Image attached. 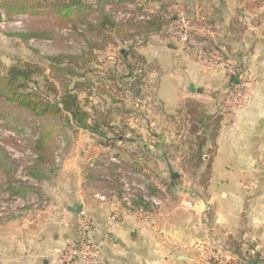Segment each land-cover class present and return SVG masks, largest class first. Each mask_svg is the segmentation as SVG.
Returning <instances> with one entry per match:
<instances>
[{
	"label": "rangeland",
	"instance_id": "1",
	"mask_svg": "<svg viewBox=\"0 0 264 264\" xmlns=\"http://www.w3.org/2000/svg\"><path fill=\"white\" fill-rule=\"evenodd\" d=\"M219 1L136 0L137 3L127 2L126 5H122V8L125 6L124 9L121 8L122 10L115 14L116 19L126 21L136 17L138 21L147 22L143 24L146 29L142 30L141 34L134 32V38H128L125 29L112 32L105 46L102 37H96V39L95 36L88 35L87 40L79 39L76 35L73 36L68 29L62 32L56 30L57 36L52 41L25 43L18 35L24 34L33 27L39 28L46 23L49 24L50 21L43 16L39 18L19 16L7 20L4 13L0 12L1 72L5 66L28 60L37 63L48 73L49 57L60 52L79 55L83 47L77 42L82 40L85 45L88 43L97 44L96 51L87 58L91 62L85 68L86 72H89V79L96 83L95 87L100 88L99 79L110 78V75L119 82L115 89L109 90L111 95H114V99L109 96L97 95L98 91L94 90L96 95L89 98L91 103L88 106L91 109L90 113H93L92 107L101 109L104 114L112 113L113 120L109 123L110 129L102 128L109 137L115 138L114 148L100 146L97 136L68 123L65 117L35 123L24 112L7 106L6 113L10 114L8 124L19 129L12 130L0 126V147L6 152L4 160L8 164L7 170L0 169V183L5 184L0 190V248L3 247V243L7 244L12 227L20 228L19 231H21L24 225H29L28 227L32 228L33 232L38 233L47 230L52 240L59 233L57 228L62 226L63 217L62 214L59 215V212L65 215L66 212L63 209H54L51 203L53 196L50 191L62 178L61 171L64 162L72 155L82 156L84 159L79 166L85 180L89 178L87 182L91 188L86 195L87 199L89 198L91 201L96 194L107 195L110 200L114 197L117 198L123 193L124 187L130 189L131 199L135 196L138 200L143 199L144 196L150 198L145 181L139 177L142 172L138 170L145 168L150 170V173L145 171L146 178L144 179L149 181V184L155 185V188L158 189V196L153 197L161 201V205L152 208L149 215H157L161 209L165 208L166 203L169 208L170 206H179L180 195L174 190L168 191L163 188L164 183L169 184V180L162 175V170L165 168L161 167L154 159L151 148L155 146L157 151H161L168 160L178 159L181 169L180 163L181 158L184 157L185 147L174 148V145L180 143L175 136L174 123H182L189 118H184V120L178 118L174 121L169 118L168 115H175L176 112L168 113L158 100V88L154 81L155 72L147 76L146 82H142V93L138 96L127 91L121 85V80L127 81L122 79L127 75H133L132 79H141L142 65L135 64L134 70H129L128 67L135 62V55L146 57L148 52L153 49L152 47L158 45L167 49H181L190 54L194 61L199 62L198 64L203 68L223 72L225 80L223 91L210 92L208 96H203V93H200V96L192 99L204 105V109L200 108L199 110L203 111L202 116H211L213 119L221 117V128L232 123L235 115L224 110L223 100L234 84L231 81L233 78H229L225 69L211 68L210 62L221 56L225 60H235L242 71L249 70V50L240 44L249 34L253 33L252 31L256 33V40L264 39V0H231L234 3L233 12L234 14L237 10L240 12L242 27H246V31H241L240 27L229 32L226 27L223 33L221 23L212 18L213 12L219 7ZM151 18L153 22L148 23ZM81 29L84 27L82 26ZM241 36L242 40L238 42L236 39ZM122 51L135 54L131 55L127 61V58L123 57ZM237 53H241V56L238 57ZM80 71L81 73L85 72L82 69ZM165 74L169 73H161L162 99H164L167 110L177 109L178 104L175 99L178 96L175 86ZM37 81L39 89L43 90V78L38 77ZM6 124V121L0 120V125L5 126ZM98 124L101 126L102 123ZM177 125L179 126V124ZM33 128L40 129V132L46 128H53L57 132L58 141L54 147V153L55 161L60 167L59 169L53 167L54 173L46 174L42 181L30 178L26 174V169L35 160L29 142L37 137L36 134L31 133ZM187 130L182 127L180 134L187 136ZM126 140L128 142H125ZM173 141L174 144H172ZM210 149V144H208L205 151ZM144 152L147 153L149 159L143 158ZM116 154H119L120 157H117ZM205 170L206 167H203L200 174ZM181 171L182 176L177 178L180 183L184 184V179L191 182L192 192L203 197L201 188L196 185L193 178L182 169ZM122 208L124 209L123 206ZM180 213L183 212L178 211V214ZM30 222L32 224H29ZM62 237L64 236L62 235Z\"/></svg>",
	"mask_w": 264,
	"mask_h": 264
},
{
	"label": "crops",
	"instance_id": "2",
	"mask_svg": "<svg viewBox=\"0 0 264 264\" xmlns=\"http://www.w3.org/2000/svg\"><path fill=\"white\" fill-rule=\"evenodd\" d=\"M233 10V1L220 0L218 9L212 14V18L221 23L222 33L230 25ZM252 32L240 44L249 50L247 73L253 79L249 99L244 109L232 113L235 115L234 121L220 130L206 197L194 194L191 182L184 179V184H181L177 179L182 176L178 159H166L154 146L151 153L159 165L165 168L162 170L160 167V170L168 178L171 191L180 195L179 206L169 205V208L166 203L157 215L145 218L128 208H121L119 229L114 235L107 236L106 223L111 208L95 198L92 201L87 199L86 194L91 186L79 166L84 159L72 155L64 162L62 178L50 191L54 209L66 212V215L59 212V215H63L62 226L58 227L61 230L57 228L59 233L52 240L47 230L38 233L33 232L29 225H24L23 231L12 227L7 244L3 243L0 248V264H61L64 239L78 235L80 216L69 211L74 205H80L82 211L90 214L95 238L104 241V256L117 264H197L196 249L202 241L219 237L226 245V238L230 235L245 242L244 252L248 244L256 245L252 254L262 251L264 39L256 40V33ZM152 48L146 58L148 62H156L160 68V72L154 75V81L158 85V100L168 113L176 109L167 110L165 107L161 96V73H169L165 75L175 86L177 104L180 99L197 98L200 89L203 96L223 91L225 80L222 71L203 68L181 49H167L161 45ZM184 203H189V207ZM178 211L183 213L178 214Z\"/></svg>",
	"mask_w": 264,
	"mask_h": 264
},
{
	"label": "trees",
	"instance_id": "3",
	"mask_svg": "<svg viewBox=\"0 0 264 264\" xmlns=\"http://www.w3.org/2000/svg\"><path fill=\"white\" fill-rule=\"evenodd\" d=\"M127 2L135 3L136 0H0V12L5 14L7 20L19 16L28 18L43 16L50 21L49 24L46 23L39 28L33 27L24 34L18 35L25 43L31 40L52 41L57 36L56 30L62 32L68 29L73 36L76 35L79 39L87 40L88 35L95 36V38L102 37L105 46L112 32L125 29L128 38H134V32L141 34L142 30L146 29L143 24L147 22L138 21L136 17L126 21L116 19L115 14L124 9L125 6L122 8V5H126ZM92 19L94 20L92 21ZM151 22H153L152 18L148 23ZM82 26L84 29H81ZM240 27L242 28L241 31H246V27H242V18L237 10L231 19L228 31H234V29ZM236 40L241 41L242 36L237 37ZM81 41L77 42L83 47L79 55L60 52L49 57L48 73L37 63L28 60L3 67V72L0 71V120L6 121L7 124L5 126L0 125L1 127L12 130L19 129L8 124L10 114L6 113V108L11 106L27 114L35 123L65 117L68 123H72L75 127L97 136L100 146L114 148L115 138L109 137L108 133L103 131L102 128L110 129L109 123L113 120L112 113L104 114L97 107H92L93 113H90L91 109L88 106L91 103L89 98L96 95L94 90L98 91L97 95L109 96L114 99V95H111L109 90L117 87L118 80L116 81L110 75V78L99 79L100 88L95 87L96 83L89 79V72H86L85 68L90 64L91 60L87 58L96 51L97 44L88 43V45H85ZM122 53L127 61L131 55L135 54L134 52L131 54L125 51H122ZM135 56V62L128 66L129 70H134V66L136 68L135 64H140L143 68V75L139 80L132 79L133 75L124 76L122 79L127 81L121 80V85L127 91L138 96L142 93V82L147 81V76L150 73H159L160 68L156 62H148L145 56ZM237 56L241 55L237 53ZM81 69L85 72L81 73ZM38 77H42L44 80L43 90L39 89ZM250 88L251 84L248 90ZM200 108L204 109V105L192 98L181 99L178 108L175 110V115L170 114L168 116L173 121L178 118L181 120L189 118L187 121H182V123H174L175 136L180 142L179 145H174V148L185 147V151L188 150L184 151V157L181 158V169L193 178L196 185L202 190L201 195L206 197L212 175V163L217 151L222 118L213 119L211 116H202L203 111L200 112ZM98 123H102L101 126ZM182 127L188 129L186 131L187 136L180 134ZM31 133L37 136L29 141L35 160L26 169V174L30 178L42 181L45 179L46 174L51 175L54 173V168L59 169L60 167L55 161L54 153V147L58 141L57 132L53 128H46L43 132H40V129L33 128ZM174 141L172 144H174ZM208 144H210L211 149L205 151ZM5 153L0 147V169L2 171L8 168V164L4 160ZM116 156L120 157L119 154H116ZM143 158L149 159L147 153L144 152ZM203 167H206V170L200 174ZM138 171L150 173V170L145 168ZM4 185V183H0V190ZM164 188L168 191L171 190L170 185L167 183H164ZM147 190L150 195L158 196V189L155 188V185L148 184ZM128 210L136 213L133 208H128ZM226 245L241 260H246L251 264H264V249L256 251L254 254L251 253L252 250H255V244L246 245L248 249L244 252L243 245H245V242L230 235L226 238Z\"/></svg>",
	"mask_w": 264,
	"mask_h": 264
},
{
	"label": "built area",
	"instance_id": "4",
	"mask_svg": "<svg viewBox=\"0 0 264 264\" xmlns=\"http://www.w3.org/2000/svg\"><path fill=\"white\" fill-rule=\"evenodd\" d=\"M210 65L212 66L211 68L225 69L229 78H233L232 82L234 84L223 100L224 110L227 113H236L244 109L249 99L248 88L253 82L252 77L247 75V72L242 71L236 61L232 59L225 60L219 56L214 61H211ZM153 144L155 145V141ZM113 161L118 163L115 159ZM141 172L139 177L145 181L147 189L149 181L144 179L146 178L145 171ZM129 192L130 189L124 187L123 193L117 196L118 199L114 197L112 200L107 195L96 194L94 196L100 203L106 204L111 208L106 223L107 236L114 235L119 229L120 209L122 206L135 209L140 217L145 218L150 216L152 208L161 205V201L150 195L148 190L147 192L151 197L144 196L140 200L136 196L131 199ZM184 204L189 207V203ZM79 216L77 237L68 236L64 239V248L60 256L61 264H117L104 256V241H99L95 238V227L91 216L85 211H82ZM196 251L198 253L197 264H251L235 255L219 237H209L207 240L202 241L197 246Z\"/></svg>",
	"mask_w": 264,
	"mask_h": 264
},
{
	"label": "water",
	"instance_id": "5",
	"mask_svg": "<svg viewBox=\"0 0 264 264\" xmlns=\"http://www.w3.org/2000/svg\"><path fill=\"white\" fill-rule=\"evenodd\" d=\"M198 92L202 93L201 89ZM69 211L76 213V214H80L82 212V207L80 205H74L73 207L69 208Z\"/></svg>",
	"mask_w": 264,
	"mask_h": 264
}]
</instances>
